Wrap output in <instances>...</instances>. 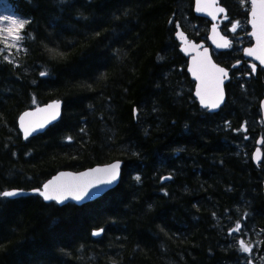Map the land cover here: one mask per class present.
<instances>
[{
	"label": "trees",
	"instance_id": "trees-1",
	"mask_svg": "<svg viewBox=\"0 0 264 264\" xmlns=\"http://www.w3.org/2000/svg\"><path fill=\"white\" fill-rule=\"evenodd\" d=\"M0 4L27 22L16 47L0 46V193L122 162L118 186L81 208L0 195V264H264V158L251 160L264 138V69L253 76L242 58L248 0H220L231 45L212 58L244 61L216 114L193 98L175 38L180 28L208 45L193 0ZM54 100L60 121L23 140L18 116Z\"/></svg>",
	"mask_w": 264,
	"mask_h": 264
},
{
	"label": "water",
	"instance_id": "water-1",
	"mask_svg": "<svg viewBox=\"0 0 264 264\" xmlns=\"http://www.w3.org/2000/svg\"><path fill=\"white\" fill-rule=\"evenodd\" d=\"M248 1H249L250 10L248 12L247 26L249 28V32L247 33V37L251 39L252 44L250 46H246L243 48L242 57L243 59L248 61L247 66L250 68L252 75L255 76L257 69L258 68L264 69V65H262L259 60L255 59L254 56H249L246 54V49L257 47L256 37L251 35L254 29L251 23V20H252L251 0H248ZM219 2L220 0H216V4L213 7L204 8V10L198 11L197 10L198 6H203L205 4H211L212 0H201L200 5H198L197 0H193V13L195 17L205 19L210 23L209 32L207 34V41H208L209 47H207L205 43H202V42L195 43L194 41H190L188 37L186 36V34L180 28H177V31L175 33V38L178 40V43H179V52L185 58H187L186 73L188 74L190 80L194 83L192 96L197 102L198 107L201 110L206 111L209 114L218 113L221 110V108L225 105L226 98H227L225 87L230 81V72L231 70L237 69L242 64V62L235 63L233 66H231L230 69H226L218 65L212 58L211 49L216 52H223L227 50L231 44L230 39L224 36L219 29L218 19L220 17L227 16V10L223 6H221ZM218 7L223 8L224 12H216L215 8H218ZM210 13H214L215 19L213 18V15ZM214 26H215V30H214ZM178 33H181L182 35H177ZM225 40H227L228 46L227 47L219 46L223 44ZM253 64L256 65L255 71L252 68ZM202 65L206 69L205 71L201 70ZM211 65H215L216 68H222L227 73L226 76H220L221 83L219 87L222 90L223 99L219 102V106L216 108L205 107L204 104L201 103L200 96L197 95V91L201 90L204 87V84H202V80L197 79V75L202 76V78L205 81H207L209 75L211 76L219 75L218 73H215ZM194 68L196 69V74H194V72L192 71V69ZM210 98L211 97H209L206 94V99H210ZM53 103L59 104L58 114L55 115L54 119L52 117L54 110L48 109V105L53 104ZM259 109H260V114H261L262 125L264 127V92H263V97L259 103ZM25 113H29L30 115L25 116ZM61 116H62V103L56 100L50 101L46 104H43V105H40L35 108L22 112L17 118V128L23 140L31 139L33 137H36L38 135L45 133L50 127L57 124L60 121ZM21 117H24L23 127H22ZM26 127L29 129V133H30L29 135H27V137L25 136ZM263 158H264V138L261 137V138H258V140L256 141V146L251 154V160L255 166H258L262 162ZM116 163L119 164L118 175L116 179L113 180L111 183H100L99 182L100 180L107 179V175L103 172H95L94 170L103 169L111 164H116ZM88 172L92 174L87 177L82 176L83 173H88ZM121 174H122V162L120 161H114V162H111L105 165H96V166L84 169L82 171H79V172L59 171L55 175H53L50 179H48L46 182H44L40 188H36V189L28 190V191L7 190V191H15L17 195L7 196V197L3 195L2 196L8 199H17V198L20 199V198L36 196V197H39L45 204L54 203L58 207H63L67 204H73L76 207L81 208L82 206L92 203L102 198L108 192L114 190L120 182ZM57 177H59V180L57 181L58 184L84 186L85 184L91 183V186L87 188V194L83 195L82 199L79 201L73 199L71 196H68L66 199H64L61 202H58L55 199L45 200L44 197L41 196L39 192H37L36 190L39 189L43 191V186L47 184L49 181L55 180ZM169 180H170L169 176H164L161 178L162 183H166ZM262 188H263V196H264V181L262 184ZM94 232H98L99 234L93 235ZM91 234L93 238L98 239L102 236L103 231L101 229L93 230Z\"/></svg>",
	"mask_w": 264,
	"mask_h": 264
},
{
	"label": "snow or ice",
	"instance_id": "snow-or-ice-1",
	"mask_svg": "<svg viewBox=\"0 0 264 264\" xmlns=\"http://www.w3.org/2000/svg\"><path fill=\"white\" fill-rule=\"evenodd\" d=\"M198 5L201 4V0H197ZM216 4V0H212L211 4H205L203 6H198L197 10L202 11L204 8L213 7ZM216 12H224L223 8H215ZM213 15V18L215 19L214 13H210ZM251 23L253 27V32L251 33L252 36L256 37L257 41V47L256 48H249L246 49V54L249 56H254L255 59L259 60L262 65H264V0H251ZM5 19H8L5 17ZM27 22L23 20H10V26L5 29H0V32L7 33L6 36H4L2 39H0V43H4L5 46L8 45V40L11 39L13 41V44L11 46H16V42L21 41L23 39V36L20 35V31L25 27V24ZM238 23L233 24L232 30L235 31L236 27L238 26ZM12 25L16 26L15 28L12 27ZM215 30V26H214ZM177 35H182L181 33H178ZM221 47H227L228 42L227 40L224 41L223 44L219 45ZM210 64V62H209ZM211 67L214 69L215 73H218L217 76H208L207 81H205L202 76L197 75V79L202 80V84H204V87L201 90L197 91V95L201 98V103L204 104L205 107L210 108H216L219 106V102L223 99V93L220 89L219 85L221 83L220 76H226L227 73L222 68H216L215 65H211ZM253 70L255 71L256 65H252ZM201 70L205 71L206 69L204 66H201ZM194 74H196V69H192ZM46 73H41V75H45ZM206 94L211 97L210 99H206ZM48 109H52L53 119L55 118V115L58 114L59 104L53 103L48 105ZM30 115L29 113H25V116ZM24 117H21L22 121V127L23 125ZM29 129L25 128V136L29 135ZM118 169L119 164H111L103 169H95V172H103L107 175L106 180H100V183H111L113 180L116 179L118 175ZM92 173H83L82 176H90ZM63 175V174H62ZM139 179V177H137ZM59 180V177H57L53 181H49L47 184L43 186V191L37 189L36 191L39 192L41 196L44 197L45 200H57L58 202L63 201L68 196H71L73 199L79 201L82 199L83 195L87 194V188L91 186V183L85 184L84 186H73V185H64V184H58L57 181ZM0 195L3 196H15L17 193L15 191H5L3 193H0ZM233 232L240 231V225L237 223L236 228L232 230ZM98 232H94L93 235H98ZM241 245V250L248 252L251 249L245 244L244 240L239 241Z\"/></svg>",
	"mask_w": 264,
	"mask_h": 264
},
{
	"label": "rangeland",
	"instance_id": "rangeland-1",
	"mask_svg": "<svg viewBox=\"0 0 264 264\" xmlns=\"http://www.w3.org/2000/svg\"><path fill=\"white\" fill-rule=\"evenodd\" d=\"M249 10H250V6H249ZM5 17H7L8 19H5ZM10 20H20V19L15 17V16H13V15H11V14H9L7 12V10H6V7L4 5H2V4H0V29H5V28L9 27L10 26ZM235 23H237V22H234V23H232L230 25L231 33H234L236 31V29L238 28V26H241L240 23H238V26L236 27L235 31H233L232 30V26ZM12 27L15 28L16 26L12 25ZM6 35H7V33L0 32V39H2ZM18 43H19V41L16 42V46H17ZM12 44H13V41L11 39H9L8 40V45L9 46L6 47L4 43H2L0 46H2V48L5 47L6 49H10V48H13V46H11ZM16 46H14V47H16Z\"/></svg>",
	"mask_w": 264,
	"mask_h": 264
},
{
	"label": "flooded vegetation",
	"instance_id": "flooded-vegetation-1",
	"mask_svg": "<svg viewBox=\"0 0 264 264\" xmlns=\"http://www.w3.org/2000/svg\"><path fill=\"white\" fill-rule=\"evenodd\" d=\"M221 5V4H220ZM219 25H221L222 24V22H223V20L222 19H219ZM241 62V61H240ZM239 63V62H238ZM242 65V64H241ZM239 68V67H238Z\"/></svg>",
	"mask_w": 264,
	"mask_h": 264
},
{
	"label": "bare ground",
	"instance_id": "bare-ground-1",
	"mask_svg": "<svg viewBox=\"0 0 264 264\" xmlns=\"http://www.w3.org/2000/svg\"><path fill=\"white\" fill-rule=\"evenodd\" d=\"M242 58H243V57H242ZM243 61H244V60H243ZM243 61H242V62H243ZM245 61H246V60H245ZM246 66H247V65H246ZM263 92H264V91H263Z\"/></svg>",
	"mask_w": 264,
	"mask_h": 264
}]
</instances>
